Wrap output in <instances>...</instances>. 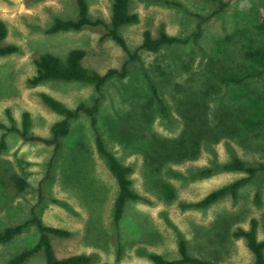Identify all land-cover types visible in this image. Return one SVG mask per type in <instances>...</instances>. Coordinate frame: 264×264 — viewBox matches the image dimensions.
<instances>
[{
  "label": "rangeland",
  "instance_id": "obj_1",
  "mask_svg": "<svg viewBox=\"0 0 264 264\" xmlns=\"http://www.w3.org/2000/svg\"><path fill=\"white\" fill-rule=\"evenodd\" d=\"M87 2L91 19L110 20L113 0ZM131 11L139 20L122 25L120 34L139 58L128 61V53L112 38L101 39L104 27L47 31L56 17H78L76 0H0V20L8 28L2 44L18 46L17 52L0 56L1 122L11 125L10 111L21 128L27 111L31 131L49 137L51 125L63 115L45 104L42 92L69 107L92 104L100 96L95 123L86 113L73 119L56 154L53 145L0 128V138L5 134L7 140L0 154V230L35 212L46 225L70 231L67 237L51 234L58 256L87 254L90 264H154L152 253L176 256L180 239L188 241L196 256L218 255L224 264L251 262L247 242L232 232L249 228L255 217L258 237L264 238L263 171L236 197L211 207L183 210L180 203L199 200L245 175L219 170L203 176L201 171L215 162L240 156L254 166L264 163V72L241 85L220 81L224 73L261 68L247 52L264 49V0H131ZM161 27L183 41L158 52L139 48L145 29L157 36ZM73 48L84 49L83 65L102 74L122 69L128 61L127 74L110 77L99 91L86 81L28 82L40 55L66 60ZM189 116L211 125L224 116L235 132L224 136L219 129L196 157L175 153L166 162L163 142L179 137ZM98 137L131 167L133 188L142 196L126 203L119 220L118 182L98 150ZM19 177L28 182L23 192L16 186ZM163 182L172 184L175 200L162 198ZM39 237L37 226L30 225L11 241L0 242V264L34 246ZM23 264H45L44 252Z\"/></svg>",
  "mask_w": 264,
  "mask_h": 264
},
{
  "label": "trees",
  "instance_id": "obj_2",
  "mask_svg": "<svg viewBox=\"0 0 264 264\" xmlns=\"http://www.w3.org/2000/svg\"><path fill=\"white\" fill-rule=\"evenodd\" d=\"M78 8L77 18H62L56 17L52 25L47 29L48 32L66 31V30H81L85 27H104L107 31L101 39L112 38L119 44L125 52L128 53L129 59L136 60L139 58L138 52H132L126 43L125 38L120 34V27L124 24H130L139 20L138 14L131 11V0H113L112 13L109 21L104 19H91L89 16V5L87 0H76ZM224 6V5H222ZM221 6V8H222ZM260 27L264 28V14L260 20ZM8 35L7 24L0 20V56L9 55L18 51V46L15 44L3 45L2 41ZM178 36L169 34L164 27L159 29L158 35L154 36L150 29H145L143 39L139 48L146 49L151 52H158L164 46L173 45L182 42ZM138 50V49H137ZM86 55V51L82 48H73L69 51L66 60H62L57 55L52 53H43L36 60L37 70L32 75L28 82L32 85H38L44 81L57 79L65 81H86L95 85L99 91L102 85L112 76H125L127 74V62L124 63L122 69H109L105 74L98 72L95 69L86 67L82 61ZM247 56L255 60L261 68L245 71L239 75L221 74L220 81L225 84L241 85L250 79L259 77L264 72V49H251L247 52ZM213 67V66H212ZM220 70H224L220 67ZM41 97L45 104L52 110L63 115V118L55 121L51 125V135L49 137L42 136L31 131V115L29 112L23 113L22 127L16 125V120L8 111L11 125L8 126L0 121V128L6 131H16L21 137L27 140L43 142L47 145L54 146L56 154L61 146V138L69 134L72 126V120L80 116L81 113H86L93 119L95 123V115L100 104V96L95 98L92 104L80 103L75 107H69L61 100L53 95L42 92ZM196 112V113H195ZM194 114H200V111L195 110ZM218 117V116H217ZM219 123L215 125L209 124L208 120L200 119L196 121L192 116L185 120V127L179 137L167 139L163 144L166 146L167 154L162 158L167 157V161L171 160V156L176 155L181 157H196L200 153V148L204 143H212V137L217 130H221L224 136H230L235 132L233 124L230 123L224 116L219 118ZM208 136V137H207ZM210 136V137H209ZM7 146L6 135L0 138V154ZM97 146L99 152L106 158L108 167L115 175L118 182V193L115 199V216L119 220L124 212L125 205L129 200L141 199L142 196L133 188V181L129 174L131 167L123 164L119 158L109 151L101 137L97 138ZM160 159H158L159 161ZM242 172L245 175L232 180L218 188L210 191L199 200L181 202L183 210H193L208 208L223 200L228 196L236 197L239 189L257 176L259 171L264 172V163H259L254 166L248 160L233 156L229 160L208 166L201 171L203 176H210L217 171ZM16 186L19 192H23L28 187V182L19 177L16 179ZM160 186L161 196L166 201H173L176 198V191L172 184L163 182ZM258 195V200L259 199ZM30 225L37 226L40 237L38 242L29 248H26L10 258L5 264H23L32 255L39 251H43L45 255V264H90L92 257L87 254L77 253L67 256H58L55 252L51 234L59 237H67L70 231L64 228H56L46 225L44 221L34 212L32 217L25 222L7 226L0 230V242H9L14 237L24 232ZM257 218L253 217L250 220L249 228L239 227L232 232L236 238H243L247 242L249 250L252 252L254 259L248 263L240 264H264V238L258 237ZM228 229V227H227ZM227 233V232H226ZM150 258L154 264H224L218 261V255L210 257L196 256L191 254L188 241L180 239L178 242V252L174 257L166 256L161 253H152Z\"/></svg>",
  "mask_w": 264,
  "mask_h": 264
}]
</instances>
